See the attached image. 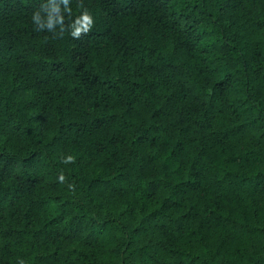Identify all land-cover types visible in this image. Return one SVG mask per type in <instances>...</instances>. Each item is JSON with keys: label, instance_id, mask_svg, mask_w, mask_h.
Here are the masks:
<instances>
[{"label": "trees", "instance_id": "16d2710c", "mask_svg": "<svg viewBox=\"0 0 264 264\" xmlns=\"http://www.w3.org/2000/svg\"><path fill=\"white\" fill-rule=\"evenodd\" d=\"M0 264H264V0H0Z\"/></svg>", "mask_w": 264, "mask_h": 264}, {"label": "clouds", "instance_id": "9594fccd", "mask_svg": "<svg viewBox=\"0 0 264 264\" xmlns=\"http://www.w3.org/2000/svg\"><path fill=\"white\" fill-rule=\"evenodd\" d=\"M82 19L85 21L84 30H87V27L90 26L92 23L91 17L87 13H85ZM78 23H79V21H78ZM80 31H81V29L73 32V36H78L80 34Z\"/></svg>", "mask_w": 264, "mask_h": 264}]
</instances>
